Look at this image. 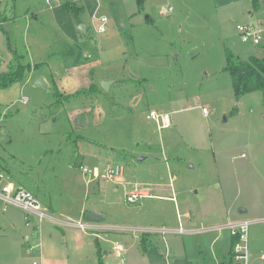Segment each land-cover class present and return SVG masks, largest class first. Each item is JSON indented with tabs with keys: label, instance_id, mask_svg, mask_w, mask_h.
<instances>
[{
	"label": "rangeland",
	"instance_id": "obj_1",
	"mask_svg": "<svg viewBox=\"0 0 264 264\" xmlns=\"http://www.w3.org/2000/svg\"><path fill=\"white\" fill-rule=\"evenodd\" d=\"M258 5L0 0L11 48L39 65L0 90V184L22 186L56 215L85 221L92 209L115 226L100 241L46 222L33 230L20 210L0 204V264H98V249L114 244L129 249L123 264H231L230 227L249 220L250 252L264 253L263 95L236 99L225 70L226 50L264 58V37L244 44L236 30L261 24L264 35V0ZM95 16L108 19L106 33L96 32ZM11 60L0 30V73ZM82 89L89 94L67 99ZM163 115L169 126L161 129ZM83 166L122 167V183H87ZM137 187L150 197L127 203ZM143 233L157 248L151 255L140 248Z\"/></svg>",
	"mask_w": 264,
	"mask_h": 264
},
{
	"label": "built area",
	"instance_id": "obj_2",
	"mask_svg": "<svg viewBox=\"0 0 264 264\" xmlns=\"http://www.w3.org/2000/svg\"><path fill=\"white\" fill-rule=\"evenodd\" d=\"M56 0H45L47 5L55 2ZM166 10H161V15L166 14ZM96 32L98 34L106 33V25L108 19L105 16H95ZM239 38L244 44H251L258 46L263 40V29L261 24L257 26L253 24L239 25L236 28ZM203 109V113H205ZM150 119H156L157 116L151 112L149 115ZM161 125L158 128H167L169 121L166 115H163L160 119ZM83 175L90 177L91 181L103 180L113 183H122L121 177L123 174L122 167L114 166L107 167L103 171H99L97 168L90 170L88 167H81ZM150 197L147 190L136 188L130 190L126 194V202L134 204L140 199ZM0 204L2 211L6 212L9 207H14L22 212L24 215V222L26 226L33 225V230L39 229L42 223L46 222L58 229H74L80 232H91L94 234L101 231L100 224L88 223L83 220H76L70 216L63 214H54L47 208L43 207L37 197L30 191L26 190L21 186H16L12 183L0 184ZM254 223L253 220L241 221L233 224L230 227L231 236L236 238L235 243L231 249V264H264V253H260L257 256H253L250 252L249 240H248V228ZM143 232H150L142 230ZM178 233H184L183 230L179 229ZM117 257L121 258V249L117 246ZM31 253L35 251H41V243L38 245H31L28 247ZM36 264V262H33Z\"/></svg>",
	"mask_w": 264,
	"mask_h": 264
},
{
	"label": "trees",
	"instance_id": "obj_3",
	"mask_svg": "<svg viewBox=\"0 0 264 264\" xmlns=\"http://www.w3.org/2000/svg\"><path fill=\"white\" fill-rule=\"evenodd\" d=\"M145 0H137L138 5L142 6ZM254 8L258 9V0H252ZM61 10H68L69 7L67 5H63L60 7ZM96 9V5L92 6L91 13ZM10 20L6 17L5 12L0 11V30L4 34L7 39L9 50L12 53V60L8 65V70L4 73H0V90L7 89L14 84L22 82L26 74L32 70L38 68L39 65L30 66V64L24 63L21 56H19L15 50H13L10 46V41L8 38V32L3 31V25ZM72 30V29H71ZM225 70L230 74L233 83V93L236 99H239L242 95L252 91L257 90L261 91L263 95V103H264V58H258L255 56L248 57L247 60H241L238 56H235L231 51H225ZM95 88L93 85L90 87V90ZM55 91V96L58 98V92ZM89 90L82 89L77 91L70 97L78 98L82 95L89 94ZM66 99V97H65ZM71 99V98H70ZM1 116V112H0ZM140 248L144 254L151 255L155 253L157 248L151 244L147 237L146 233L141 234L140 236ZM236 238L231 237V249L233 244L235 243ZM98 264H102L101 258L98 259Z\"/></svg>",
	"mask_w": 264,
	"mask_h": 264
},
{
	"label": "crops",
	"instance_id": "obj_4",
	"mask_svg": "<svg viewBox=\"0 0 264 264\" xmlns=\"http://www.w3.org/2000/svg\"><path fill=\"white\" fill-rule=\"evenodd\" d=\"M57 1V0H56ZM42 80V79H41ZM167 116V115H166ZM167 119H168V121H169V117L167 116ZM169 123V122H168ZM90 182H92L91 181V179H89V180H87V183H90ZM15 185V184H14ZM17 186V185H16ZM22 187V186H21ZM138 188V187H137ZM149 198V197H148ZM172 200H173V198H172ZM89 209H86V210H84V212H83V215H84V213L86 212V211H88ZM92 210V209H91ZM50 212H52V210H49ZM92 211H94V212H96V213H98V214H100L99 212H97V211H95V210H92ZM52 213H54L55 214V212H52ZM81 213H82V210H81ZM242 213H246V209H244L243 210V212ZM100 215H102V214H100ZM186 216H187V218H190L191 217V215H190V213L189 212H186ZM105 221H106V218H105ZM100 226V228H101V231H99V232H96V233H94V234H92L93 236H95V239H96V241H100L101 240V235H103L102 233H104V232H110V231H112L113 230V228L115 227H113V226H109V225H105L104 223H102V224H100L99 225ZM58 229V228H57ZM141 230H144V229H141ZM60 231L62 232V233H64V231H65V229H60ZM105 235V234H104ZM29 237L26 235L25 236V239L27 240ZM104 241L105 242H109L110 240H108V235H105L104 236ZM151 244H152V242L151 241H149ZM115 246H117V247H119L120 249H122L121 250V255L123 254V258L121 257V258H118L117 257V250H116V247L115 246H112V249H111V252H101V250L100 249H98L99 251H97L98 252V254H99V257L101 258V261H102V264H109L107 261L109 260V259H113L114 257L115 258H118V259H120V261H121V263L123 264L124 263V260L126 259L125 257L127 256V254H128V252H129V249L128 248H126L125 246H123V245H120V244H114ZM155 246V245H154ZM143 254V253H142ZM144 256H145V254H144ZM98 262V261H97ZM92 264V263H91ZM148 264H150V262L148 263Z\"/></svg>",
	"mask_w": 264,
	"mask_h": 264
},
{
	"label": "water",
	"instance_id": "obj_5",
	"mask_svg": "<svg viewBox=\"0 0 264 264\" xmlns=\"http://www.w3.org/2000/svg\"><path fill=\"white\" fill-rule=\"evenodd\" d=\"M80 30H82V26H80ZM39 81H40L41 85H44L42 80H39ZM106 85H107V83H102L103 87H106ZM84 220L88 223H97V224L105 222V218L102 215H100V214H98L92 210H88L84 213Z\"/></svg>",
	"mask_w": 264,
	"mask_h": 264
}]
</instances>
